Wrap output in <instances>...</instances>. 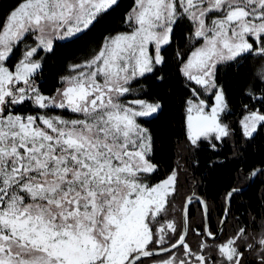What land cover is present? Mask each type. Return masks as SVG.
Instances as JSON below:
<instances>
[{
    "label": "snow or ice",
    "instance_id": "1",
    "mask_svg": "<svg viewBox=\"0 0 264 264\" xmlns=\"http://www.w3.org/2000/svg\"><path fill=\"white\" fill-rule=\"evenodd\" d=\"M119 4L19 0L0 23V264H264V230L240 226L221 239L195 193L185 199L182 222L170 216L176 173L150 182L157 166L144 126L162 105L126 99L133 83L166 63V46L184 29L189 50L176 58L193 85L186 135L215 149L213 141L232 133L222 120L229 100L220 73L242 56L264 58V0H133L125 30L105 36L45 94L41 53H52L56 40L79 39ZM255 78L264 84V65ZM248 97L259 105H244L240 121L251 140L264 130V88ZM257 175L264 168L249 178ZM241 191L227 192L226 203ZM194 204L205 218L191 229L195 248L188 240ZM230 211L220 214L221 226Z\"/></svg>",
    "mask_w": 264,
    "mask_h": 264
},
{
    "label": "trees",
    "instance_id": "2",
    "mask_svg": "<svg viewBox=\"0 0 264 264\" xmlns=\"http://www.w3.org/2000/svg\"><path fill=\"white\" fill-rule=\"evenodd\" d=\"M19 0H0V23ZM133 0H120L119 7L109 12L100 23L91 28L79 39L57 41L54 51L44 56L42 70L38 79L42 80L44 93L53 91L68 66L78 63L94 54L104 37L124 31L122 23L125 13L132 7ZM189 43L185 39V31L176 30L173 43L166 46L163 55L164 65L147 78H140V84L146 88L145 96L159 100L161 111L145 122L153 136L152 162L157 171L151 174V183L166 178L173 170L178 169L180 182L178 191L172 199L173 216L181 212L186 195L196 193L208 203L210 212V228L216 232L219 227L220 214L226 208L225 194L235 187H245L249 182V174L257 167L264 166V130L258 132L254 139L242 136L238 119L244 114V105H256L255 100L248 97L249 91L259 92L264 84H258L256 71L264 65V58L246 55L239 58L230 70L222 69L220 82L226 87L229 111L223 117L230 126H234L235 142L213 141V149L208 141L192 145L186 135V101L191 97L193 85L180 73L177 52L187 55ZM20 53L17 52V56ZM15 60V59H14ZM258 85V87H253ZM185 191L184 196L181 193ZM264 218V175L255 176L253 184L245 191L238 193L232 200V208L224 227V239L240 226H246L250 232H257ZM204 217L198 204L190 209L188 240L199 242L191 231L198 226L203 227ZM257 230V231H256Z\"/></svg>",
    "mask_w": 264,
    "mask_h": 264
},
{
    "label": "rangeland",
    "instance_id": "3",
    "mask_svg": "<svg viewBox=\"0 0 264 264\" xmlns=\"http://www.w3.org/2000/svg\"><path fill=\"white\" fill-rule=\"evenodd\" d=\"M57 41H66V40H56L55 42H54V44L57 42ZM98 51V50H97ZM96 51V52H97ZM95 52V53H96ZM94 53V54H95ZM94 54H92L91 56H93ZM20 55V54H19ZM41 55H43V54H41ZM90 56V57H91ZM90 57H88V58H90ZM88 58H86V59H88ZM85 59V60H86ZM85 60H82V61H80V62H83V61H85ZM79 63V62H78ZM70 71H71V68H70ZM132 87H133V91L130 93V94H128V96L126 97V99L127 100H132V99H134V98H141V99H145V100H147V101H149V102H151V101H153V99H151V98H149V97H146V96H142V94L143 93H145L146 92V88H145V86L144 85H142V84H140V82L139 83H133V85H132ZM190 98V97H189ZM205 99L207 100V103L209 104V105H211L214 101H213V98L211 97V94H207L206 96H205ZM228 111H229V109H228ZM185 115H186V107H185ZM65 116H71V114H66ZM225 115H223L222 116V120H223V117H224ZM242 117H243V115L238 119V121H239V125H240V121H241V119H242ZM223 122L224 123H227V124H229L228 122H226V121H224L223 120ZM230 125V124H229ZM144 126L145 127H147L146 126V124H144ZM231 128H232V133H231V135L230 136H228V137H226V138H224L222 141H224V140H228L229 142H235V138H236V136H235V131H236V129H235V127L233 126H231ZM240 128H241V125H240ZM173 171H175V173H176V177H177V183H176V192L178 191L177 189H178V186H179V182H180V175H181V173L182 172H185V171H182L181 173H178V169H175V170H173ZM173 171L169 174V175H171L172 173H173ZM168 175V176H169ZM168 176H166V178L168 177ZM165 179V178H164ZM164 179H162V180H164ZM161 180V181H162ZM159 182V181H158ZM157 183V182H156ZM241 188V187H240ZM184 193H185V191H183L182 193H181V197H183L184 196ZM188 195H186V197H187ZM186 197H185V199H186ZM177 198H178V195H177ZM177 198H174V200H177ZM185 199H184V202H183V205H184V203H185ZM173 212H174V210H173V208L171 207V209H170V216H173ZM176 213V216H177V218H176V220L178 221V222H182V217H181V212H180V215H179V212H175ZM225 227V226H224ZM262 230H264V218H263V220L260 222V227H259V229H258V231L256 232V233H259L260 231H262ZM223 234H224V229H223V231H222V234L220 235V236H223ZM233 234V233H232ZM190 242V244L195 248L197 245H198V243H197V241H193L192 239L189 241Z\"/></svg>",
    "mask_w": 264,
    "mask_h": 264
},
{
    "label": "water",
    "instance_id": "4",
    "mask_svg": "<svg viewBox=\"0 0 264 264\" xmlns=\"http://www.w3.org/2000/svg\"><path fill=\"white\" fill-rule=\"evenodd\" d=\"M260 168H264V166H260V167H257V168H255V169H253L252 171H251V173L254 171V170H256V169H260ZM251 173L249 174V177H250V175H251ZM254 178L255 177H253V178H249V182H248V184L245 186V187H242V189H243V191H245L246 189H248L252 184H253V182H254ZM243 191H241V192H243ZM240 192V193H241ZM193 193H191V194H189L188 196H191ZM195 195L197 196V197H199L200 199H202V200H205L202 196H200V195H198V194H196L195 193ZM187 196V197H188ZM186 197V198H187ZM206 201V200H205ZM207 202V201H206ZM208 204V203H207ZM226 207H230V209L232 208V201H231V204L230 205H228L227 203H226ZM189 220H190V217H189ZM204 220H205V218H204ZM207 223H208V226L210 227V219L207 221ZM225 226V225H224ZM224 226H221L220 224H219V227H218V229H217V233H218V235H221L222 234V231H223V229H224ZM222 229V230H221ZM189 233V232H188Z\"/></svg>",
    "mask_w": 264,
    "mask_h": 264
},
{
    "label": "flooded vegetation",
    "instance_id": "5",
    "mask_svg": "<svg viewBox=\"0 0 264 264\" xmlns=\"http://www.w3.org/2000/svg\"><path fill=\"white\" fill-rule=\"evenodd\" d=\"M41 54H43L42 56L44 57L46 53H41ZM18 56H19V55H18ZM18 56H17V57H18ZM14 59H15V58H14ZM74 63H75V62H74ZM74 63H72V64H74ZM72 64H70V65L68 66V71H66L64 75H67V74L70 72V66H71ZM41 83H42V80H41V79H38V84L41 85ZM60 86H61V81H59V86H57L53 91H51V92H49V93H45V94L51 95V94L54 93V91H55L57 88H59ZM145 93H146V92H145ZM145 93H143L142 96H145ZM146 97H147V96H146ZM67 113H68V112H65L64 115H66ZM68 114H71V113H68ZM254 179H255V178H254Z\"/></svg>",
    "mask_w": 264,
    "mask_h": 264
}]
</instances>
